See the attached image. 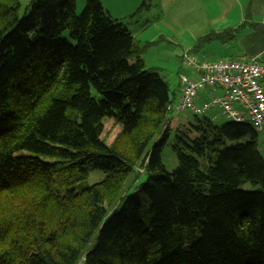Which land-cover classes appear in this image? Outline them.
<instances>
[{"label": "trees", "instance_id": "trees-1", "mask_svg": "<svg viewBox=\"0 0 264 264\" xmlns=\"http://www.w3.org/2000/svg\"><path fill=\"white\" fill-rule=\"evenodd\" d=\"M30 4L0 0V264H264L253 126L171 127L166 81L100 0Z\"/></svg>", "mask_w": 264, "mask_h": 264}, {"label": "crops", "instance_id": "crops-1", "mask_svg": "<svg viewBox=\"0 0 264 264\" xmlns=\"http://www.w3.org/2000/svg\"><path fill=\"white\" fill-rule=\"evenodd\" d=\"M100 2L108 14L126 27L137 44L143 47L144 62L148 44L166 40L180 47L182 54L189 51L202 60L247 61L255 57L264 63V0ZM142 2L145 4L141 7ZM84 3L85 0H76V8ZM210 90L213 95L221 93L219 89ZM179 93L180 85L178 93L172 96V103ZM197 100H201L199 94ZM220 114L225 115L223 112Z\"/></svg>", "mask_w": 264, "mask_h": 264}, {"label": "built area", "instance_id": "built-area-1", "mask_svg": "<svg viewBox=\"0 0 264 264\" xmlns=\"http://www.w3.org/2000/svg\"><path fill=\"white\" fill-rule=\"evenodd\" d=\"M181 61L192 75L179 76L180 93L167 106L168 111L188 109L203 115L207 108L218 105L228 119L249 122L256 131L264 129V63L255 57L247 61H208L189 51L181 55ZM203 88L219 89L221 93L198 105L195 101Z\"/></svg>", "mask_w": 264, "mask_h": 264}, {"label": "rangeland", "instance_id": "rangeland-1", "mask_svg": "<svg viewBox=\"0 0 264 264\" xmlns=\"http://www.w3.org/2000/svg\"><path fill=\"white\" fill-rule=\"evenodd\" d=\"M83 6H78L76 8V13H79L82 10ZM30 7V0H20V6L17 11L18 17L20 18L26 15L29 12ZM143 42L141 44H144ZM146 51L148 53L145 57V65L147 66V68L157 72L159 76L166 81L168 92L171 96H173V94H177L180 85L179 76L181 74L190 76L191 74V70L186 67L181 61L182 51L180 47L166 40H157L155 43L148 44V46L146 47ZM198 94L199 98L201 99L195 101L198 105H202L203 102L212 100L214 96L212 90H210L209 88L201 89ZM221 112L222 111L218 108V105H214L210 109L206 110L203 115L207 116L208 118H212L213 123L219 125L222 122L228 120L226 115L220 114ZM192 115V111L188 109L179 112H174L172 110L168 111V116L172 119V122L170 124L171 127H175L180 123L186 122L188 119H191ZM118 130L119 126L115 125L111 119H104L102 137L105 139L106 143H111ZM171 142L172 140L170 138L161 152L162 162L167 171L173 170L177 165V158L170 147ZM257 148L264 157V129L257 131ZM135 169L138 172H142V169L139 166H136ZM103 176L104 174L100 171H92L87 175L86 178L76 182L74 185L79 187L88 186L101 180ZM244 187L250 188L252 186L247 183L244 185ZM132 193L140 201L144 200V196L141 192L132 191ZM114 202L115 201H113L110 206L113 205Z\"/></svg>", "mask_w": 264, "mask_h": 264}]
</instances>
